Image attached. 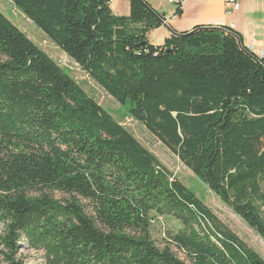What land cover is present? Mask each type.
<instances>
[{
    "label": "trees",
    "instance_id": "obj_1",
    "mask_svg": "<svg viewBox=\"0 0 264 264\" xmlns=\"http://www.w3.org/2000/svg\"><path fill=\"white\" fill-rule=\"evenodd\" d=\"M10 1L264 240V59L239 33L198 26L154 46L165 16L146 0L128 17L111 0ZM172 177L0 12L6 264H23V241L46 264H186L156 246L154 217L181 224L171 239L191 264H264Z\"/></svg>",
    "mask_w": 264,
    "mask_h": 264
},
{
    "label": "rangeland",
    "instance_id": "obj_2",
    "mask_svg": "<svg viewBox=\"0 0 264 264\" xmlns=\"http://www.w3.org/2000/svg\"><path fill=\"white\" fill-rule=\"evenodd\" d=\"M113 1L111 2L114 3ZM167 4L169 3L167 2ZM163 9L168 13L165 6ZM0 12L25 33L33 43L47 54V56L57 62L62 69L67 71L86 94L93 98L102 108L109 111L122 126L135 136L141 145L154 154L161 164L173 175L172 179L179 180L188 187L194 194H196V197L205 204V206L214 212L225 226L235 232L264 258V240L258 235V233L251 229L243 219L227 207L221 198L199 180L193 172L183 164L179 157L165 147L157 137L152 135L145 125L139 123L130 116L129 105L121 106L118 101L91 79L82 68L77 65V63L71 60L32 21L17 9L13 2L10 0H0ZM228 18L234 22L239 20L243 26L255 27L258 25L259 28L263 27L264 2L245 0L240 14H235ZM254 30L257 29L255 28ZM150 41L154 45L160 43V40L155 42L152 38ZM55 197L61 200L68 199L67 196L61 194H55ZM83 203L87 205V202L83 201ZM181 229V224L173 218L154 217L150 228V234L152 240L160 250L169 248L177 258L186 264H191L188 256L180 251L171 239V235L176 234ZM1 252L2 247H0V264H6ZM17 258L21 260L23 264H46L45 254L41 251L32 249L26 241H23L20 245V251Z\"/></svg>",
    "mask_w": 264,
    "mask_h": 264
},
{
    "label": "crops",
    "instance_id": "obj_3",
    "mask_svg": "<svg viewBox=\"0 0 264 264\" xmlns=\"http://www.w3.org/2000/svg\"><path fill=\"white\" fill-rule=\"evenodd\" d=\"M146 1L158 14L169 18L168 26H162L160 29L148 34V41L151 44V38L155 42L160 40V43L152 44L154 46H163L165 41L173 36V33L191 32L194 28L202 26L231 28L242 36L245 46L253 44L258 51L264 48V25L260 28L258 25L255 27L243 26L239 20L236 22L230 20L228 17L240 14V12L230 14L227 11L226 13L225 0H184L179 13L180 17L177 19H172L173 14L176 12L177 4H171L166 0ZM254 1L264 2V0ZM113 2H111L110 7L114 15L118 17H128L130 15V0H114ZM244 2H242L243 6ZM164 6L167 8L168 13L163 9ZM255 28L257 30H254Z\"/></svg>",
    "mask_w": 264,
    "mask_h": 264
},
{
    "label": "built area",
    "instance_id": "obj_4",
    "mask_svg": "<svg viewBox=\"0 0 264 264\" xmlns=\"http://www.w3.org/2000/svg\"><path fill=\"white\" fill-rule=\"evenodd\" d=\"M113 1V0H111ZM171 4H177L176 5V12L173 14L172 19H177L179 17V7L182 6V3L184 0H167ZM245 0H225L226 9L227 11L231 13L240 12L242 10V2ZM169 24V18L164 17L163 18V26H168ZM247 50L254 55L258 59H264V48L260 51L256 49V47L251 44L249 46H245Z\"/></svg>",
    "mask_w": 264,
    "mask_h": 264
},
{
    "label": "water",
    "instance_id": "obj_5",
    "mask_svg": "<svg viewBox=\"0 0 264 264\" xmlns=\"http://www.w3.org/2000/svg\"><path fill=\"white\" fill-rule=\"evenodd\" d=\"M205 30H211V31H221V32H227V30H225L222 27H205ZM192 33V32H191ZM174 34V33H173ZM239 46L245 50V48H243L242 43L239 41ZM170 52V51H169ZM252 55V54H251ZM254 55H252L251 57L253 58Z\"/></svg>",
    "mask_w": 264,
    "mask_h": 264
}]
</instances>
